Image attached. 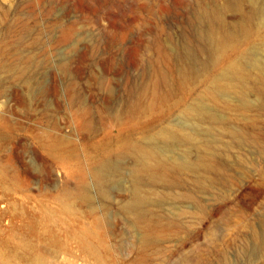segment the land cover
Listing matches in <instances>:
<instances>
[{"label": "rangeland", "instance_id": "1", "mask_svg": "<svg viewBox=\"0 0 264 264\" xmlns=\"http://www.w3.org/2000/svg\"><path fill=\"white\" fill-rule=\"evenodd\" d=\"M224 2L0 0V62L17 64L30 59V74L39 85L51 88L52 114L42 118V108L34 99L23 100L26 84L18 79L6 81V74H0L5 79L0 89L1 115L20 127L11 132L3 129L0 164H8L24 178L36 177L28 186L29 193L44 199L69 187L75 191L78 165L89 174L92 158L101 157L104 147L122 144L129 130L149 150V141L136 127L150 122L154 156L150 165L165 164V172H150V186L142 187L150 205L136 222V230L146 233L150 241L145 248L138 244L134 251L119 252L115 249L119 240L102 235L99 239L109 249L103 253V264H264V93L251 89L255 81L246 84V92L231 85L223 94L207 91L224 62L212 61L206 26L196 15L199 8L216 9ZM238 7L246 13L264 11V0H240ZM227 9L222 11L226 22L238 25L240 13ZM257 41L255 35L250 36L226 58L249 51L251 60L264 61L263 51L255 47ZM62 60L72 78L73 102L66 76L58 70ZM182 68L186 75L180 79ZM147 70L150 83L138 97L142 104L150 100V114L131 116L123 131L115 121L101 119L110 90L115 94L130 80L143 85ZM155 75L162 76V81ZM101 81L106 87L99 86ZM219 84L227 86L224 81ZM204 94L208 97L201 98ZM78 102L92 114L91 130L80 129L83 108ZM190 104L202 106L205 113L216 114L222 121L195 119L185 110ZM57 132L68 136L72 144L60 151L58 159L38 144L45 134ZM172 133L182 141H174ZM198 156L212 162L215 170H174L180 159ZM130 161V154L111 157L112 163L122 164L123 174ZM47 176L60 182L39 181ZM8 193L0 179V209ZM63 239L73 249L52 264H98L72 240Z\"/></svg>", "mask_w": 264, "mask_h": 264}, {"label": "bare ground", "instance_id": "2", "mask_svg": "<svg viewBox=\"0 0 264 264\" xmlns=\"http://www.w3.org/2000/svg\"><path fill=\"white\" fill-rule=\"evenodd\" d=\"M223 1L225 2L216 9L199 8L196 15V18L198 17L206 26L207 51L210 57L212 56V61L224 62L220 74L211 81L207 91L223 94L231 85L246 92L248 91L246 84L255 81L251 89L263 94L264 86L261 85L264 83V61L251 60L249 51L239 53L232 59L226 56L230 50L239 48L252 35L258 40L255 47L264 53V11L253 8L254 10L246 13L238 7L240 0ZM227 8L240 13L241 21L238 25L224 19L222 11ZM174 57L177 58L176 55ZM29 60L17 64L0 62V74H6V81L18 79L24 82L28 93L23 100L34 99L37 102L36 106L42 108L39 111L41 117H50L51 88L37 83L34 74H30ZM58 66V70L66 76L67 89L72 101L73 96L70 92L72 78L69 69L63 60ZM183 70L184 68L180 73V79L186 75ZM145 76L146 82L143 85L138 80H130L115 94L111 89L107 97L110 102H106L105 108L100 111L101 119L115 121L116 126L123 131L127 129V121L128 118H132L131 116L142 117L150 114V100L147 104H142L138 97L139 92L150 83V70H147ZM156 77L158 82L163 79L162 76ZM4 81L5 79H0V89ZM222 81L227 86H221L219 83ZM99 86L106 87L104 81L99 82ZM2 96L0 91V98ZM203 97H208V94L201 98ZM78 99L79 97L75 95L74 100ZM15 101L16 104L19 103L18 98ZM242 102L245 103L244 100ZM78 103L83 108L80 111V129L91 130L92 114L84 104ZM202 109H204L202 106L196 104L187 105L185 108L189 115L199 121L208 120L211 123L222 121L218 115L205 113ZM30 117L33 118L34 115ZM18 128L20 127L17 121L4 118L0 112V135L3 138L6 137L3 129L11 132ZM136 129H141L143 138L149 141L146 144L149 150L134 140L133 131L129 130L122 144L113 148L104 147L101 157L92 158L90 175L86 174L84 166L78 165V174L73 177L75 191H71L69 187L53 198L42 199L32 195L28 192V186L31 181L37 180L36 177L24 178L8 164H0V179L9 192L6 203L1 206L3 209H0V264H52L53 259L58 261L60 255L68 254L69 250L73 249L69 248L64 237L68 241L72 240L82 254L92 257L98 264L104 263L103 253L109 251L99 239L102 235H111L118 239L115 249L119 252L134 251L138 244L145 248L150 240L146 233L142 234L136 230V222L143 218L145 208L150 205V196L142 187L150 186L152 180L150 172H165V164L159 162L153 164L154 166L150 165V158L154 157L150 153V122L141 123ZM171 138L176 142L182 141L173 133ZM69 140L68 136L57 132L53 135L45 134L39 139L38 144L40 149L54 152L58 159L60 151L72 145ZM135 152H141V155L135 156ZM120 154L131 156L126 174L122 173L124 170L122 164L111 162L112 156ZM182 169L214 171L215 165L205 157L198 156L194 160L185 157L174 165L175 171L180 172ZM39 181L48 185H57L60 182L59 179L49 176ZM101 214H106V219L102 220L99 216ZM121 223L125 226L123 227Z\"/></svg>", "mask_w": 264, "mask_h": 264}]
</instances>
